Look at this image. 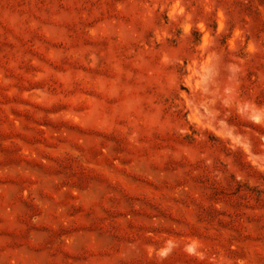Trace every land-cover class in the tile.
I'll list each match as a JSON object with an SVG mask.
<instances>
[{"label": "rangeland", "instance_id": "1", "mask_svg": "<svg viewBox=\"0 0 264 264\" xmlns=\"http://www.w3.org/2000/svg\"><path fill=\"white\" fill-rule=\"evenodd\" d=\"M0 264H264V0H0Z\"/></svg>", "mask_w": 264, "mask_h": 264}]
</instances>
